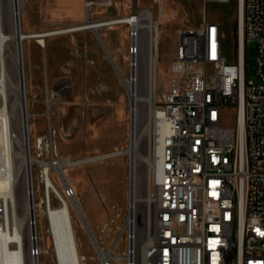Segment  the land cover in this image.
Returning <instances> with one entry per match:
<instances>
[{"label": "built area", "instance_id": "obj_1", "mask_svg": "<svg viewBox=\"0 0 264 264\" xmlns=\"http://www.w3.org/2000/svg\"><path fill=\"white\" fill-rule=\"evenodd\" d=\"M210 2L237 9L233 56L225 52L220 22L209 18L206 8L198 27L177 29L169 86L155 104L170 131L154 169L151 243L142 257L134 223L125 225L126 248L114 254L119 236L110 250H103L85 225L97 264H144L145 258L148 264H264V0H204L205 6ZM92 3L96 2L85 0L84 8ZM120 21L121 17L108 20ZM135 34L131 27L130 57L136 52ZM251 41L256 44L257 82L245 80V46ZM52 135L49 128L35 137L34 150L30 147L34 160L29 192H40L44 207L56 193L49 175L74 195L63 175L44 165L56 155ZM28 210L32 217L21 245V264H43L42 255L53 253L44 250L36 207ZM5 215L6 205L0 200V232L6 231ZM21 240L18 236L14 248L23 251Z\"/></svg>", "mask_w": 264, "mask_h": 264}, {"label": "rangeland", "instance_id": "obj_2", "mask_svg": "<svg viewBox=\"0 0 264 264\" xmlns=\"http://www.w3.org/2000/svg\"><path fill=\"white\" fill-rule=\"evenodd\" d=\"M25 5L21 13L22 30L25 31L46 32L86 21L84 17L82 22L43 25L41 11L36 12L31 0H25ZM107 7L108 5L92 3L87 20L95 21L93 12L103 17L113 13L112 9ZM145 8L153 12L154 21H158L159 25L157 65L154 69L156 76L154 106L160 94L169 86L177 29L198 27L204 8L209 18L220 22L225 52L228 56H233L237 29V9L234 5L210 2L205 6L204 0H141L137 7L132 6L123 12L130 15L129 13L140 12ZM115 12H118V8ZM131 27L126 22H108L97 28L113 63L94 30L89 28L46 36L44 46L34 38L23 41L26 93L31 113L28 123L32 150L35 137L47 134L51 128L56 152L54 158L70 156L71 159L78 161L67 167L69 179L65 184L77 194L85 217L95 237L100 240L103 250H110L112 242L119 236L113 250L114 254H120L126 248L125 225L134 182L132 173L133 171L135 175L137 173V183L142 184L144 172L148 169L155 150L156 121L154 117H150L145 126L140 113L137 117L140 138L133 159L127 152L98 158V155L103 153L127 149L131 143V100L123 81L124 77L127 79L131 77L132 58L129 54ZM256 56V44L248 42L245 46L246 81L259 80ZM227 122L232 123L233 120L227 119ZM49 157L50 153H47L45 158ZM154 169L155 167L151 166L149 170L152 196ZM55 170L53 177L58 181ZM60 188L68 194L65 186ZM40 194L36 191L37 199ZM56 202L57 199H54L55 204ZM153 212L152 204L147 210V204L142 202L141 205L138 201L135 213L138 242L142 240L141 231L147 228L144 226L147 213L151 226L149 234L152 237ZM73 215L79 250L87 255L86 261L83 260L82 264H97L98 257L83 221L75 210ZM45 227V218L38 219L39 236L43 246L48 247L50 239L45 233ZM42 262L54 264L52 256L47 253L42 255Z\"/></svg>", "mask_w": 264, "mask_h": 264}, {"label": "bare ground", "instance_id": "obj_3", "mask_svg": "<svg viewBox=\"0 0 264 264\" xmlns=\"http://www.w3.org/2000/svg\"><path fill=\"white\" fill-rule=\"evenodd\" d=\"M94 2L103 3L105 0H94ZM23 10L24 0H0V200L6 205L4 223L6 231L4 229V232H0V264H21L22 255L25 254L24 246L22 248L21 245H24L27 240L29 217H32V214H29V206L36 207L35 214L38 219L45 218V233L50 239V246L45 247L44 250L52 251V256L54 258L56 256L60 264H82L81 255L83 253L79 250L73 210L79 214L89 232L91 226L85 217L77 194L68 195L64 193L60 188L61 186L58 187L53 182L51 175H49V182L56 190L54 197L57 199L56 204L53 201L44 207L39 202V198H36V191L29 192L30 170L34 159L30 154L31 135L28 120L31 113L28 109L26 93L23 41L34 38L35 41L44 46L46 36L85 28L95 30L108 21H88L89 6L87 5L84 10L85 22L63 29L38 33L22 30L21 13ZM121 18L122 21L120 22L130 24L133 31L136 32L135 36L132 37V41L136 45V52L131 54V77L130 79L123 78L131 100V145L129 144L127 149L121 151L100 154L98 158L127 152L133 159L140 138L137 123L138 115L141 113L145 126H147L149 118L154 117L156 121L155 150L152 153L148 169L144 172V182L142 184L137 183V173L136 175L134 171L132 173L134 182L129 198V214L126 225L134 223L136 229L135 213L138 201L141 205L142 202L146 203L147 210L151 204L153 205L154 222L156 209L155 200L151 194L149 170L151 166H157L162 144L169 134L170 128L156 114L154 106L156 96L154 69L157 65L158 56V21H154L153 12L148 8L142 9L140 12L134 11L128 16H121ZM161 19L162 13L160 14V21ZM76 162L78 161L67 156L59 159L52 158L45 161L44 165L49 171L56 168L66 182L69 179L66 169ZM146 219L144 226L147 228L146 230L143 228L141 231L140 240H142L140 242L137 240L136 229L135 242H137L138 251L142 257L144 253L146 254L152 240L151 234H149L151 226L148 223V213ZM18 236L23 240L20 243L23 251L14 248V246L16 247L14 242L18 240ZM144 264H148L146 258Z\"/></svg>", "mask_w": 264, "mask_h": 264}, {"label": "crops", "instance_id": "obj_4", "mask_svg": "<svg viewBox=\"0 0 264 264\" xmlns=\"http://www.w3.org/2000/svg\"><path fill=\"white\" fill-rule=\"evenodd\" d=\"M110 1H111V5H108L107 8L109 9L111 8L113 13L103 17L93 12L94 14L93 20L99 21L108 18L114 19L115 17L128 15V14H124L123 11L126 10L127 8L131 9L132 6L134 8L137 7V5H139V3L141 2V0H110ZM31 2L35 7L36 12L41 11V17L43 18L42 20L44 21L43 25L58 24V23L60 24L65 22L67 23L69 21L82 22L85 17L84 14L85 0H31ZM25 6L26 5L24 0V9ZM116 8H118V12H115ZM85 202L86 204H88L86 200Z\"/></svg>", "mask_w": 264, "mask_h": 264}, {"label": "water", "instance_id": "obj_5", "mask_svg": "<svg viewBox=\"0 0 264 264\" xmlns=\"http://www.w3.org/2000/svg\"><path fill=\"white\" fill-rule=\"evenodd\" d=\"M94 27H95V26H94ZM94 32H95V34H96V36H97L98 40L100 41L101 45L103 46V48H104V50H105V53L107 54V56L109 57V59H110V60H111V62L113 63V60H112V58H111V56H110L109 52L107 51V48H106V47H105V45L103 44V42H102V40H101V38H100V36H99V34H98V32H97V29H96V28H95Z\"/></svg>", "mask_w": 264, "mask_h": 264}]
</instances>
